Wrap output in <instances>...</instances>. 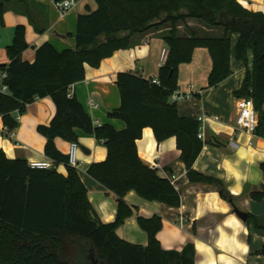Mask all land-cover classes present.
Returning <instances> with one entry per match:
<instances>
[{"label":"trees","instance_id":"16d2710c","mask_svg":"<svg viewBox=\"0 0 264 264\" xmlns=\"http://www.w3.org/2000/svg\"><path fill=\"white\" fill-rule=\"evenodd\" d=\"M56 2L63 0H54ZM97 9L77 19L76 46L58 50L51 43L37 48L34 62L23 60L29 45L26 28H16L13 43L7 48L9 62L0 65L7 76L0 91V116L11 135L19 126V117L39 98L50 97L56 114L50 124H40L38 132L46 137L45 154L56 164L65 163L68 174L56 167L32 168L26 160L9 159L0 149V264H196V249L188 243L181 251L166 250L157 235L162 229L159 215L144 217L138 224L147 236L143 246L121 238L117 230L134 215L135 207L125 200L134 190L150 201L179 207L181 193L173 184L172 171L161 177L138 154L137 140L145 127H151L159 142L176 137L181 159L186 163L190 182L206 183L230 198L222 180L194 169L204 140L199 137L202 120L181 116L178 103L171 100L179 90V67L190 63L194 50L210 51L213 67L209 87L228 79L231 66L232 37L238 35L235 58L243 62L246 74L237 98H252L258 113L256 136L264 138V12L252 11L238 0H95ZM23 0H0V19L9 9L18 10ZM196 19L209 27L220 28V35L179 34V26ZM170 27L164 36L169 49L167 62L154 79L132 72H120L117 86L121 104L108 112L110 118L125 123L122 130L109 123L95 124L71 87L85 78L86 65L99 67L116 51L131 48L134 36ZM39 30V29H38ZM41 31V30H39ZM94 135L108 154L94 162L87 172L117 199L113 222H103L88 198V190L76 168L68 165L55 140L78 142L76 130ZM264 172V162L261 164ZM256 200L264 192H254ZM248 224L264 236V217L249 214ZM259 254L264 256V245Z\"/></svg>","mask_w":264,"mask_h":264},{"label":"crops","instance_id":"0c3cea01","mask_svg":"<svg viewBox=\"0 0 264 264\" xmlns=\"http://www.w3.org/2000/svg\"><path fill=\"white\" fill-rule=\"evenodd\" d=\"M23 1L24 4L17 9L24 11L28 8L30 16L9 9L0 19V65L9 62L7 48L13 43L18 26L26 28V40L30 44L23 53V60L34 62L37 48L44 43H51L60 51L75 48L78 16L94 11L98 6L95 0H79L62 15L54 0ZM238 1L249 10L264 12V0ZM169 29L165 25L135 35L131 48L116 51L99 67L86 65L84 80L74 84L71 92L95 124L109 123L118 130L125 128L122 120L108 116L109 111L121 104L117 75L128 71L145 79L157 78L161 51L166 47L164 36ZM192 30L199 35L222 34L220 28L209 27L195 18L179 26L182 36H190ZM237 38V34L232 37L231 66L234 73L217 87L208 85L213 60L207 48H196L192 61L179 67V90L193 94L189 99L178 102L179 114L196 119L205 117L201 128L204 148L194 163V169L222 180L230 198H223L212 185L190 182L176 137L159 142L153 129L145 127L142 137L137 140L141 161L156 168L164 178L170 177L172 171L173 184L181 193V204L172 208L160 201L147 200L134 190L129 191L125 200L136 209L134 215L118 228L121 238L147 245L148 236L140 228L137 217L139 214L144 217L159 215L162 229L157 237L166 250L181 251L192 243L196 249V264H264V256L259 254L264 236L248 224V219L244 221L236 212V209L246 212L248 218L249 214L264 217V196L261 200L252 196L254 192H264V172L261 169L264 138L235 130L237 102L240 99L235 92L242 87L246 74L244 63L235 58ZM28 109L19 117V126L9 137L4 134L5 125L0 116V149L7 158H24L22 160L30 164L51 161L45 154L46 137L37 128L40 124H50L57 111L56 105L52 98L45 96L30 104ZM76 132L82 149L78 155L85 161L77 171L88 190V198L103 222H113L117 213L116 196L87 172L90 164L106 159L108 150L94 135L81 129ZM231 139L238 143L237 148L230 145ZM55 142L58 149L68 155L71 142L61 138ZM56 168L63 175L68 174L65 163H58Z\"/></svg>","mask_w":264,"mask_h":264},{"label":"built area","instance_id":"2783aa9c","mask_svg":"<svg viewBox=\"0 0 264 264\" xmlns=\"http://www.w3.org/2000/svg\"><path fill=\"white\" fill-rule=\"evenodd\" d=\"M79 0H63L56 2L58 8L60 9L62 15L64 13H67L70 9H72L76 3ZM169 58V49L167 47H164L161 51L160 55V61H159V66L164 65ZM8 77L6 72H2L0 75V91L7 93L8 92V86L3 83V80ZM155 83H159L157 78L154 79ZM192 88V87H191ZM193 94L191 91L187 93H183L180 90L175 91L172 94L171 100L173 102H179L184 99H189L192 97ZM95 108H97V104H92ZM237 108H238V115L236 118V127L235 130L241 131L248 133L252 136H256V128L258 125V113L255 109V104L254 100L252 98H240L237 102ZM205 118V117H204ZM202 117L200 120H204ZM8 133L7 128L5 127L4 134ZM199 137L204 139V133L201 131L199 133ZM252 144V142H250ZM230 145L234 148H237L239 145L238 143L234 140H230ZM80 150V146L78 142L73 141L70 143V150L68 152V165L76 168L77 170L80 169L84 163L83 161L79 158L78 152ZM32 168H38V169H46V168H52L56 167V162L52 159L51 161H39V162H32L31 164Z\"/></svg>","mask_w":264,"mask_h":264},{"label":"water","instance_id":"95a60500","mask_svg":"<svg viewBox=\"0 0 264 264\" xmlns=\"http://www.w3.org/2000/svg\"><path fill=\"white\" fill-rule=\"evenodd\" d=\"M19 159L22 160L24 158H19ZM236 212L244 221H247L248 214L246 212L240 211L239 209L238 210L236 209ZM90 259L92 260V264H98V260L95 259V257L93 255H91ZM100 264H103V263H100Z\"/></svg>","mask_w":264,"mask_h":264},{"label":"rangeland","instance_id":"374dc122","mask_svg":"<svg viewBox=\"0 0 264 264\" xmlns=\"http://www.w3.org/2000/svg\"><path fill=\"white\" fill-rule=\"evenodd\" d=\"M245 78V77H244ZM9 137V136H8ZM81 144V143H80ZM79 151H82V149H81V146H80V150ZM82 160V159H81ZM83 161V160H82ZM83 163L85 164V161H83Z\"/></svg>","mask_w":264,"mask_h":264}]
</instances>
